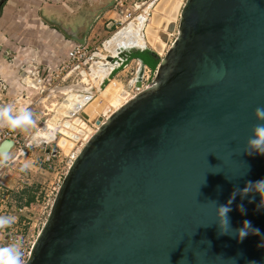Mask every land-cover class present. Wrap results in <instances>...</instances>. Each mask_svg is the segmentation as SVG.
Listing matches in <instances>:
<instances>
[{"label": "water", "instance_id": "95a60500", "mask_svg": "<svg viewBox=\"0 0 264 264\" xmlns=\"http://www.w3.org/2000/svg\"><path fill=\"white\" fill-rule=\"evenodd\" d=\"M152 13L144 45L117 54L123 65L126 53L149 50L160 61L150 85L142 88L138 60L135 97L118 82L123 98L104 96L111 79L74 94L82 102L65 117L98 130L73 155L26 264H264V193L244 192L264 180V155L245 152L264 107V0H159ZM97 19L73 40L85 44ZM99 93L117 109L104 124ZM14 148L3 141L0 158ZM220 206L231 208L223 229ZM245 220L252 230L241 240Z\"/></svg>", "mask_w": 264, "mask_h": 264}, {"label": "crops", "instance_id": "0c3cea01", "mask_svg": "<svg viewBox=\"0 0 264 264\" xmlns=\"http://www.w3.org/2000/svg\"><path fill=\"white\" fill-rule=\"evenodd\" d=\"M114 1L115 0H8L4 4L0 13V67H2V64L7 67L4 69L6 75L4 81L9 87L6 94L14 97V109H28V107L32 105L31 101H29L31 95L36 97L48 95L40 94L35 89L31 88V77L25 79V74L23 72L21 74L22 68L24 69L27 65H30V63L36 62L39 66H42L43 71V69L48 66H57L63 63L68 52L76 44H79L75 42L73 38L81 40L86 34L89 26L97 17L98 19L86 37V43L88 44H106L111 39L112 35H114L110 34L112 29L116 28L118 32L124 29L125 26L127 27L131 23H136V21H128L121 26L119 22L123 18L119 9L115 7V4L113 5ZM123 1L128 11L136 9L134 4L137 0ZM141 8L142 12L148 10L145 6ZM33 13H35L37 18H35ZM47 13H51L58 17L50 19V15ZM64 13L69 14L65 16ZM19 18L22 21L19 20ZM36 19L38 21H36ZM47 21L54 25L49 24ZM20 24L21 26H19ZM56 24L59 25L67 35H64L58 27H55ZM117 25H119V27H117ZM40 37L41 39L39 40ZM35 40L39 42L36 43ZM8 53H18V57L14 60V64L17 68L15 73H13L14 64L10 65L8 63L9 58L5 56V54ZM22 57L23 59H21ZM134 62L137 63V69H140L139 61L133 60V63ZM9 67L11 69H8ZM145 67L151 70L149 67ZM22 75H24V77L21 78ZM133 79H135V77ZM65 91L67 90H64V92ZM0 178V184L4 186H0V188L6 190L10 196L17 200H22L26 194L25 191H22V188V192L19 191L18 189H20V187L14 189L15 187L13 188L5 185L7 181H13L12 178L8 179L6 176H1ZM13 190H16V192ZM15 194H18V196Z\"/></svg>", "mask_w": 264, "mask_h": 264}, {"label": "rangeland", "instance_id": "374dc122", "mask_svg": "<svg viewBox=\"0 0 264 264\" xmlns=\"http://www.w3.org/2000/svg\"><path fill=\"white\" fill-rule=\"evenodd\" d=\"M172 7H175V5H173ZM33 14L35 15V13ZM47 14L50 15V19L54 17H58V16H54L51 13H47ZM64 14L66 16L69 13L67 14L64 13ZM35 18H37L36 15H35ZM169 18H172V17L170 16ZM19 20L21 19L19 18ZM36 21L38 20L36 19ZM143 22L144 20L141 23V27L143 25ZM19 26H21V24ZM117 27H119V25H117ZM116 32H117V29L115 28V29H112L110 34H115ZM40 39L41 37L39 38V40ZM172 40L174 39L171 38V41ZM38 42L39 41L37 40L36 43ZM131 55L132 54H130V56ZM5 56L9 58L8 63L10 65H13L15 58L18 57V53H8V54H5ZM21 59H23V57ZM150 60L153 62V57L150 56ZM6 68L7 67L4 66V64H2V67H0V105L11 104L14 106L15 104L14 97L10 95L8 96L6 94L9 88L8 85H6L4 81L6 78L4 69ZM8 69H11V68L9 67ZM115 69L116 70L119 69L118 63L115 64V68L112 71V73L115 71ZM16 70L17 68H16V65L14 64L13 73H15ZM99 70L97 71L100 72L99 74L101 73L104 74L103 76L104 78L96 79V81L95 80L93 81L91 79V82H89V84L92 85L91 87L98 91L100 88H102L101 82H104V81L108 82L107 80L111 78V75H109V72L111 69H109L108 71H105L103 70V68H101ZM104 72H106V74ZM138 72H139V69H137V63L135 62L133 63V61H131L123 71L116 74L114 78H112L111 80L120 83L123 86V89L129 92V95H130L129 98H131L136 93L138 94L136 86L133 85V83L135 82L133 78L134 77L136 78V75ZM21 74H22V71H21ZM76 81H78L80 85L79 87H77V84H75ZM76 81L72 82L74 83L73 84L74 88L67 89L68 92L65 91L61 94L58 93V94L49 95V96L44 95L42 97H39V96L36 97L33 95L30 96L29 101H31L32 105L28 107V110H30L33 113V118L35 119L36 124L34 127L29 128L25 131H16V133L18 134V137L21 139V145L17 147L15 150H13L5 159L0 158V177L6 176L8 177V179L9 178L13 179V181L11 180L7 181L5 185L13 187V188L15 187L14 189H16L17 187L18 188L20 187V189H18L19 191H21V188H23L22 191L24 190L26 193L24 195V198L26 200L28 199L30 203L31 202L34 203V206L39 205L40 207L42 205L43 198H46V202L52 199L55 191L57 190V184L60 181V179L63 178V175L67 171V168L71 163V159L74 157L73 155L78 151V149L82 147V144H84L86 137H92V135H94L96 132V125H91L90 123L85 124L84 122L75 124V121L79 119L71 120L65 117L68 115L69 111H73V107H74L73 105H75L76 103L75 99H77V97L73 99L74 98L73 96L75 95L68 97V95H72L71 91L74 94H78L79 92L77 91L78 88H87V86H85L83 83L80 82V79H77ZM106 82H104V85ZM97 96L100 98L101 102H105L100 97V93ZM67 98H68V101L70 102L69 104L65 105L64 100ZM24 101L28 102L27 100H24ZM105 104L106 105L104 109H106L107 105L110 106V104L107 102H105ZM62 105H63L64 110L61 111L60 113L58 112V110H59V107ZM15 110L18 111V108H15ZM55 117L59 119H55ZM66 121L67 123L71 125L70 127H75L81 131L82 129H80L79 127L81 125H85L87 131L83 130L84 135L82 134L81 136H79V141L75 142L69 139V141L74 142V146L72 148L71 146H69L71 145L69 143V145H67L64 149H62L57 144L58 140L63 137L60 132L62 131H64L65 133L68 132L66 133V135H71L72 133H75L74 131H72L71 128L70 129L63 128L62 124H64ZM46 122L47 124L45 125ZM48 125L54 127L55 131L52 132L51 129L48 127ZM7 131H8L7 128H0V138H2L5 132ZM49 132L54 133V137L52 139H44L42 137H38L39 135H42V134L45 135V134H48ZM56 137L57 139L53 141L54 138ZM45 142L47 143L46 145H44ZM47 158H50L49 162L48 160H46ZM0 181H1V178H0ZM0 186L2 185L0 184ZM13 191L16 192V190H13ZM15 195L18 196V194H15ZM10 200H13V199L10 198ZM1 242L2 241L0 237V244Z\"/></svg>", "mask_w": 264, "mask_h": 264}, {"label": "built area", "instance_id": "2783aa9c", "mask_svg": "<svg viewBox=\"0 0 264 264\" xmlns=\"http://www.w3.org/2000/svg\"><path fill=\"white\" fill-rule=\"evenodd\" d=\"M158 1L159 0H137L134 4V7H136V9L128 11L125 8L123 0H115V7L119 9V12L123 18L122 20H120L119 24L122 26L125 22L128 21L137 22V19L141 17H144V21L147 20L149 22L151 19V15L153 14V8ZM142 6L147 7L148 10L142 12ZM114 35L111 37V39L114 37ZM176 37L177 31H175V33L170 36V40L166 46L165 53L172 47ZM171 38H173L174 40L171 41ZM109 57H115L119 59V55H114L113 51L106 47V44H76L68 52L67 57L63 63L57 66H48L43 69V71H46L44 76H42V66H39L36 62L30 63V65H27L24 69L22 68L21 71L25 74V79L31 77L32 82L30 83V85L32 89H35L40 94L55 95L56 93H63L64 90L74 88V83L72 82L76 81L77 79H80V82L87 86V88H91L92 85L89 84V82H91V79H88V81H86L87 83H85V79L91 77L97 72V70L101 68L108 70L112 66H114V62L117 61L114 60V62L111 63L108 61ZM113 70L114 69L111 68L109 75H111ZM155 75L156 70L152 71L145 67L142 77L143 89H146L150 85ZM95 78L99 79L96 76ZM75 84H77V87L80 86L78 81H76ZM101 84L102 87H104V82H101ZM136 95L137 93L131 98L135 97ZM127 101L128 100H126L124 103H126ZM116 111L117 109L113 108L111 105H107L106 109H104L103 112L99 115L102 120V124H104ZM75 119H79L84 123H89L84 121L80 117H76ZM46 124L47 122L45 123V125ZM97 130L98 127L96 126V131ZM60 133L64 138L70 139V137L65 133ZM89 139L85 140L84 144H82V147L78 149V151L74 154L75 156L79 155L80 151L83 149ZM5 140H12L15 143L14 150L21 145V139L18 137V134L16 132H10L9 130L5 132L3 137L0 138V144ZM46 160H48L49 162L50 158H47ZM73 161L74 158L71 159V163ZM71 163L68 166L67 171L63 175V178L67 174ZM63 178L58 182L57 190L55 191L52 199L46 202V198H43V202L40 207L39 205L34 206V203L32 202L30 205L29 200H26L24 197L22 198V200H17L16 198L10 196V194H8L6 190H2V188H0V215H11L16 217V222L10 228L0 230V237L2 241L0 246H7L9 244L19 242L21 251L23 253V264H26L30 259L32 249L48 219V216L50 215L55 197L60 189ZM10 198L13 200H10Z\"/></svg>", "mask_w": 264, "mask_h": 264}, {"label": "clouds", "instance_id": "9594fccd", "mask_svg": "<svg viewBox=\"0 0 264 264\" xmlns=\"http://www.w3.org/2000/svg\"><path fill=\"white\" fill-rule=\"evenodd\" d=\"M255 118L261 123H257L252 129V135L248 139L247 148L245 152L249 155L258 153L264 155V107H257L255 110ZM36 124L33 118V113L26 109L21 108L18 111L14 109L11 104L0 105V128H7L10 132L25 131L34 127ZM54 133L49 132L45 135L44 139H52ZM251 186V187H250ZM255 188L264 193V180L256 181L254 184L249 182L248 186L244 189V192H249ZM235 193H233V198ZM232 201L230 200L229 203ZM264 201H261V205ZM261 205L259 207H261ZM243 211V205L240 206ZM231 208L228 206L218 207V218L220 221L221 229L224 226H229L228 213ZM16 222V217L11 215H0V230L10 228ZM248 229H251V222L245 220L244 227L235 230L238 233L239 238L243 240L249 233ZM252 230V229H251ZM255 232H259V229H255ZM221 235L226 232H221ZM23 253L19 242L9 244L7 246H0V264H23Z\"/></svg>", "mask_w": 264, "mask_h": 264}, {"label": "bare ground", "instance_id": "6f19581e", "mask_svg": "<svg viewBox=\"0 0 264 264\" xmlns=\"http://www.w3.org/2000/svg\"><path fill=\"white\" fill-rule=\"evenodd\" d=\"M174 5V4H173ZM172 5V6H173ZM177 5H178V3L175 5V7H172L173 8V10H172V8H171V12H170V15L169 16H171L172 15V17H174L173 16V14L174 13H176V10H177ZM144 20V17H141V18H138L137 19V22L136 23H131L129 26H125V28L124 29H122V30H120V31H118V32H116L115 33V35H114V37L112 38V39H110V41H108L107 43H106V47L108 48V49H111L112 51H113V54L114 55H117V54H119V52H120V50H123V49H125V48H127V47H139V46H142V45H144L143 44V40H142V37H141V23H142V21ZM125 23H127V22H125ZM104 70V69H103ZM140 70V69H139ZM100 71V70H99ZM99 71H97L95 74H93L91 77H89V78H87V79H85V82L86 81H88V79H92L93 81L95 80L96 81V79L97 78H95V76L96 77H98V78H104L103 76H104V74H99L100 72ZM105 74H106V72H104ZM135 83V82H134ZM116 85H118V83L116 82V81H112L108 86H107V89L106 90H103V92H102V94L104 95V96H110V97H112V100L113 101H116L117 100V98H123L122 97V95L120 94V92H121V90L119 89V87H117ZM71 91V90H70ZM66 92H68V91H66ZM71 94L72 95H69V97L70 96H73L74 95V93L71 91ZM74 98L73 99H75L76 98V96H73ZM71 99H72V97H71ZM76 100V103H81L82 102V99L81 98H78L77 97V99H75ZM72 101V100H71ZM66 104H69L68 102H66L65 103V105ZM74 106V105H73ZM70 109V108H69ZM97 109V108H96ZM81 121L80 120H77V121H75V124H79ZM74 124V123H73ZM86 124V123H85ZM81 125V124H80ZM71 126V125H70ZM48 127L51 129V131L53 132V131H55V128L54 127H52V126H49L48 125ZM88 127V126H87ZM80 129H82V131L81 130H79V129H77V128H75V127H71V129H72V131H74L75 133H72L71 135H68L70 138L71 137H73V136H77V137H79V136H81L84 132H83V130H86V127H85V125H81L80 127H79ZM67 129H70V128H67ZM87 131V130H86ZM63 133H65L64 131H62ZM66 133H68V132H66ZM65 133V134H66ZM46 135V134H45ZM45 135L44 134H42V135H39L38 137H42V138H44L45 137ZM84 135V134H83ZM89 137H86V140L88 139ZM67 145H69V143L67 144ZM66 145V146H67ZM65 146V147H66ZM69 146H71V145H69Z\"/></svg>", "mask_w": 264, "mask_h": 264}, {"label": "trees", "instance_id": "16d2710c", "mask_svg": "<svg viewBox=\"0 0 264 264\" xmlns=\"http://www.w3.org/2000/svg\"><path fill=\"white\" fill-rule=\"evenodd\" d=\"M133 60H140V61H142L144 64H145V66H147V67H149L152 71H155L156 70V68H157V66H158V64H159V61L158 60H154L153 59V62L150 60V51L149 50H147V51H137L136 53H134V54H132L129 58H128V60L119 68V69H117V70H115L113 73H112V75H111V78L110 79H112V78H114V76L116 75V74H118V73H120L121 71H123L125 68H126V66L131 62V61H133ZM108 84V82H106L105 83V85H107ZM104 85V86H105ZM30 205H31V203H30Z\"/></svg>", "mask_w": 264, "mask_h": 264}, {"label": "flooded vegetation", "instance_id": "af4514ba", "mask_svg": "<svg viewBox=\"0 0 264 264\" xmlns=\"http://www.w3.org/2000/svg\"><path fill=\"white\" fill-rule=\"evenodd\" d=\"M126 55H127L128 58L130 57V53H126ZM119 62H121V63H119ZM119 62H114V66H115V64H117V63H118V66H120V65L122 64L123 60L120 59ZM114 66H112L111 68L114 69V68H115ZM111 68H110V69H111Z\"/></svg>", "mask_w": 264, "mask_h": 264}]
</instances>
